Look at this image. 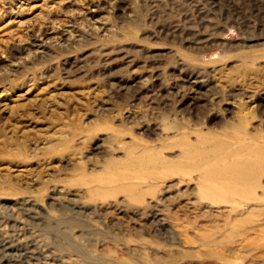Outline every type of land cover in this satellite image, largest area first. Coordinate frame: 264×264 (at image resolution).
<instances>
[{"label": "rangeland", "instance_id": "1", "mask_svg": "<svg viewBox=\"0 0 264 264\" xmlns=\"http://www.w3.org/2000/svg\"><path fill=\"white\" fill-rule=\"evenodd\" d=\"M0 264H264V0H0Z\"/></svg>", "mask_w": 264, "mask_h": 264}, {"label": "bare ground", "instance_id": "2", "mask_svg": "<svg viewBox=\"0 0 264 264\" xmlns=\"http://www.w3.org/2000/svg\"><path fill=\"white\" fill-rule=\"evenodd\" d=\"M226 165H227V164H225V168H224L225 171H223V172H225V173L230 172V168L226 167ZM248 165H249V164H248ZM175 166H176V165H175ZM223 166H224V164H223ZM249 166H250V165H249ZM171 168H172V167H171ZM251 168H252V167H251ZM228 169H229V170H228ZM246 169H247V167H246ZM231 170H232V169H231ZM233 170H234V169H233ZM221 172H222V171H221ZM215 173H216V172H215ZM237 174H238V173H237ZM206 175H207V174H206ZM252 175H253V174H252ZM252 175H251V176H252ZM253 178H254V177H253ZM249 179H250V178H249ZM247 180H248V179H247ZM247 180H245V181H247ZM245 181H244V182H245ZM211 182H212V181H211ZM219 182H220V181H219ZM239 183H240V182H239ZM246 183H247V182H246ZM244 184H245V183H244ZM249 184H250V183H249ZM251 184H252V183H251ZM209 185H210V184H209ZM209 185H205V186H209ZM205 186H204V187H205ZM213 186H214V185H213ZM218 186H219V185H218ZM222 186H223V185H222ZM229 186H230V185H229ZM209 187H210V186H209ZM211 187H212V186H211ZM215 187H217V186H215ZM245 187H246V185H245ZM219 188H220V191H221L222 188H221L220 186H219ZM225 188H226V187H225ZM200 189H201V188H200ZM202 189H203V188H202ZM205 189H207V188H205ZM215 189H218V187L215 188ZM223 190H224V189H223ZM223 190L221 191L220 194H222ZM227 190H228V189H227ZM234 190H235V188H234ZM245 190H247V192H248V189L245 188ZM208 191H209L210 194H211V188H210V190L208 189ZM218 191H219V190H218ZM225 191H226V190H225ZM225 191H224L223 194H226V197H227V196L230 194V192H229L230 190L228 191L229 194H227V191H226V193H225ZM231 191H232V190H231ZM242 191H244V190H242ZM204 192H205V190H204ZM204 192H203V193H204ZM215 192L217 193V191H215ZM234 192H237V191H234ZM241 193H243V192H241ZM245 193H246V192H245ZM250 193H251V192H250ZM220 194H219V192H218L217 196L220 195ZM223 194H222V195H223ZM248 194H249V192L247 193V195H248ZM207 195H208V194H207ZM214 196H216L215 193H214ZM224 196H225V195H224ZM220 197H221V195H220Z\"/></svg>", "mask_w": 264, "mask_h": 264}]
</instances>
